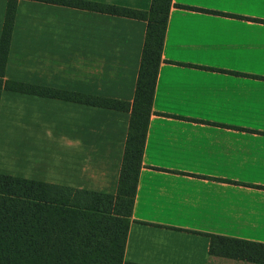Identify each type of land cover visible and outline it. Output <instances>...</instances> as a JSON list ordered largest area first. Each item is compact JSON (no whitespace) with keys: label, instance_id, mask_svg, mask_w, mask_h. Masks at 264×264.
I'll return each instance as SVG.
<instances>
[{"label":"crops","instance_id":"obj_1","mask_svg":"<svg viewBox=\"0 0 264 264\" xmlns=\"http://www.w3.org/2000/svg\"><path fill=\"white\" fill-rule=\"evenodd\" d=\"M172 4L122 264H255L211 255L208 235L264 244V0ZM145 31L18 0L4 78L131 103ZM129 116L2 90L0 175L115 195Z\"/></svg>","mask_w":264,"mask_h":264},{"label":"trees","instance_id":"obj_2","mask_svg":"<svg viewBox=\"0 0 264 264\" xmlns=\"http://www.w3.org/2000/svg\"><path fill=\"white\" fill-rule=\"evenodd\" d=\"M146 22L131 103L6 80L18 0H8L0 36L2 90L120 112L129 122L115 195L0 175V264H122L172 0L147 11L84 0H26ZM209 253L264 264V244L208 235Z\"/></svg>","mask_w":264,"mask_h":264}]
</instances>
